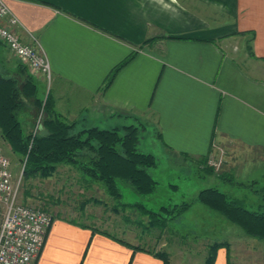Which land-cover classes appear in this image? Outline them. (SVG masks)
Instances as JSON below:
<instances>
[{
  "label": "crops",
  "instance_id": "obj_1",
  "mask_svg": "<svg viewBox=\"0 0 264 264\" xmlns=\"http://www.w3.org/2000/svg\"><path fill=\"white\" fill-rule=\"evenodd\" d=\"M5 3L18 20L21 41L36 43L48 59L49 84L33 77L47 88L62 119L75 129L146 125L172 160L204 167L207 188L247 210L262 204L264 0ZM1 51L10 57L4 46ZM210 158L223 160L219 174L204 163ZM52 218L36 264H162L152 254L92 234L81 227L85 223ZM238 236L224 241L244 242V250L220 249L214 264H238L231 261L235 253L241 264H264V243Z\"/></svg>",
  "mask_w": 264,
  "mask_h": 264
},
{
  "label": "trees",
  "instance_id": "obj_2",
  "mask_svg": "<svg viewBox=\"0 0 264 264\" xmlns=\"http://www.w3.org/2000/svg\"><path fill=\"white\" fill-rule=\"evenodd\" d=\"M2 46L0 43V138L12 154L23 162L22 178L25 181L51 178L59 166H69L87 186L97 184L103 188L113 203L111 210L121 215L126 224L141 226L145 219L146 228L163 232L173 220L188 211L193 203H199L241 229L247 236L264 243V192L260 196L262 204L254 211L247 210L239 201L215 188L200 191L191 203L168 204L156 212L140 202H123L122 188L125 186L142 198H148L158 188L157 181L149 173V170L157 166L156 158L138 150L143 127H92L76 132L75 124L61 118L54 109L50 93L44 95L43 88L26 67L17 63L14 71L3 69ZM132 57L133 54L116 66L105 83H110L115 73ZM40 110L45 117L40 132L33 134V122ZM210 171L213 172L212 169ZM88 203L103 204L106 207L105 203L91 199L81 204L82 214ZM127 212L137 213L138 218L131 219L126 215ZM81 227L90 229L92 234L104 235L133 251L152 254L162 264H169V255L164 250L155 252L146 246L131 245L96 228L85 225ZM220 249L228 252L229 246L217 242L208 244L204 264H214Z\"/></svg>",
  "mask_w": 264,
  "mask_h": 264
},
{
  "label": "rangeland",
  "instance_id": "obj_3",
  "mask_svg": "<svg viewBox=\"0 0 264 264\" xmlns=\"http://www.w3.org/2000/svg\"><path fill=\"white\" fill-rule=\"evenodd\" d=\"M2 61L4 70L13 71L17 63L19 64V61L11 55L10 57L5 55ZM42 87L44 95L47 94V88L43 85ZM44 117L45 114L41 110L36 114L33 134L37 123L41 124ZM138 126L144 128L140 132L138 150L156 158L157 166L149 170V173L157 181L158 188L148 198H142L136 195L130 187L125 186L122 188L123 202L131 204L140 202L147 209L156 212L160 207L168 204L191 203L198 192L211 185L210 179L207 178L210 174L205 172L204 167L191 161L172 160L168 153H164V148L160 139L156 137V133H152L150 127L146 125ZM81 130L83 129H75L76 132ZM38 132L40 131L37 130ZM0 147L10 162L13 182L19 184L20 203L41 208L52 217L55 214L64 215L68 219L85 223L128 243L146 246L152 251L164 250L170 257V264H204L208 244L225 243L224 240L229 237L235 236L236 238L244 233L234 225H225L226 222L220 220L222 218L199 203H193L188 211L173 220L169 228L163 232L146 228L145 219L141 226L126 224L121 215L111 210L113 203L106 196L103 188L97 184L87 186L71 167L59 166L57 172L48 179L25 181L21 174L23 162L18 156L12 154L11 150H8L7 144L1 138ZM205 164L208 165V161ZM223 165L222 160L219 169H214V172L219 174ZM91 199L105 203L106 207L103 204L88 203L82 214L81 204ZM129 213L127 212L126 215L131 219L138 218L137 213ZM2 214L3 210L0 208V223ZM244 244L246 243L239 241L228 242L229 248L233 251L239 249L242 252ZM238 245L241 247L237 248ZM235 254L238 256L232 257L231 261L236 260V263L241 264L243 259L239 256L240 254ZM253 260L256 261L255 258Z\"/></svg>",
  "mask_w": 264,
  "mask_h": 264
},
{
  "label": "built area",
  "instance_id": "obj_4",
  "mask_svg": "<svg viewBox=\"0 0 264 264\" xmlns=\"http://www.w3.org/2000/svg\"><path fill=\"white\" fill-rule=\"evenodd\" d=\"M18 25L5 0H0V43L33 76L42 77L49 84L51 70L48 59L36 43L21 41L15 30ZM40 128L38 122L34 134ZM208 164L213 169H219L221 160L210 158ZM0 208L3 210L0 264H36L53 219L43 209L19 202V184L12 180L10 162L1 147Z\"/></svg>",
  "mask_w": 264,
  "mask_h": 264
}]
</instances>
